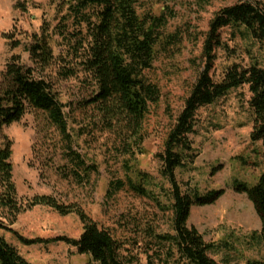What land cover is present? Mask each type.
<instances>
[{"label": "trees", "instance_id": "obj_1", "mask_svg": "<svg viewBox=\"0 0 264 264\" xmlns=\"http://www.w3.org/2000/svg\"><path fill=\"white\" fill-rule=\"evenodd\" d=\"M29 1L17 0L15 7L26 10ZM55 8V23L42 21L38 31L25 34L24 43L13 33L2 35L11 49L22 47L27 60L21 54H12L0 72V130L19 122L29 111H43L62 137L69 140L70 148L72 137L64 111L68 106L61 101V84L77 79L89 90L83 107L95 112L92 126L113 136L112 144L119 154L134 159L144 152V121L150 106L160 97L159 87L145 72L152 68L158 50L179 44L183 33L166 34L169 16L144 9L142 0H58ZM225 27L231 28L232 35L257 45L263 53L264 0H238L223 6L214 12L204 32L193 35L195 41L201 42L202 68L156 155L159 175L168 185L159 186L164 203L146 187L156 185L147 173H140L141 184L129 181L131 189L169 211L170 232L157 231L153 219H134L138 232L129 239L127 252L109 229L100 227L74 204L59 203L50 195H34L23 204L16 193L11 141L7 138L0 143V217H6L11 224L18 214L36 205L50 207L61 215L75 213L82 223L79 236L49 240L67 243L97 264H219L209 255L218 250V245L205 241L195 227L187 225V219L193 205L212 202L223 191H184L175 170L186 168L196 156L189 135L195 131L197 110L241 86H247L250 93L249 137L260 143L264 165V59L252 53L247 65L231 63L219 79H214L211 70L215 51L228 50L221 39V29ZM72 154L76 167L88 173L92 165H84L80 155ZM115 185L121 187L122 182ZM235 189L246 194L260 216L259 239L264 252V170L253 184L236 183ZM17 237L23 244L49 241ZM0 264L30 263L0 236ZM246 264H264V253L261 259L248 260Z\"/></svg>", "mask_w": 264, "mask_h": 264}, {"label": "rangeland", "instance_id": "obj_2", "mask_svg": "<svg viewBox=\"0 0 264 264\" xmlns=\"http://www.w3.org/2000/svg\"><path fill=\"white\" fill-rule=\"evenodd\" d=\"M16 1L0 0V72L12 54H21L27 60L22 47L11 49L3 33H13L24 43L25 34L38 31L42 21L55 23L58 0H30L26 10L16 8ZM237 1L142 0L144 9L169 16L166 34L180 31L183 38L177 45L159 49L152 68L145 72L159 87L160 97L150 106L144 121V152L134 159L119 154L112 144L113 136L92 126L95 112L83 107L89 90L77 79L61 84V101L68 106L64 111L72 137L70 148L69 140L62 137L43 111H29L19 122L3 127L0 143L6 138L11 141L12 173L19 201L26 204L34 195H50L59 203L74 204L100 227L109 229L127 252L129 239L138 232L134 219H153L157 231L170 232L169 211L131 189L129 181L141 184L140 173H147L156 185L146 187L164 203L159 186L168 185L159 175L156 155L202 68L201 42L195 41L193 35L207 29L214 12ZM221 39L228 50L215 51L211 70L214 79H219L231 63L247 65L252 53L264 59L257 45L232 35L229 27L221 29ZM249 97L247 86H241L199 108L195 131L189 135L196 156L186 168L175 170L184 191H223L212 202L193 205L187 219V225L195 227L205 241L218 245V250L209 255L219 264H246L248 260L261 259L264 253L259 239L260 216L246 194L235 189L236 183L253 184L264 170L260 143L249 137ZM72 153L80 155L84 165H92L88 173L76 167ZM117 181L122 182L121 187L115 185ZM0 223V236L30 264H97L75 247L49 240L79 236L82 223L75 213L61 215L50 207L36 205L18 214L15 222L9 224L2 216ZM16 233L27 239L49 241L23 244Z\"/></svg>", "mask_w": 264, "mask_h": 264}]
</instances>
